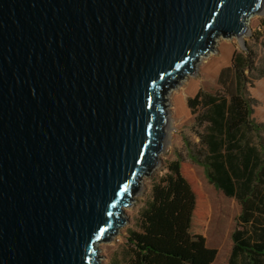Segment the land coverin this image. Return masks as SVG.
I'll use <instances>...</instances> for the list:
<instances>
[{"label": "water", "instance_id": "obj_1", "mask_svg": "<svg viewBox=\"0 0 264 264\" xmlns=\"http://www.w3.org/2000/svg\"><path fill=\"white\" fill-rule=\"evenodd\" d=\"M264 0H0V264H105L168 91Z\"/></svg>", "mask_w": 264, "mask_h": 264}, {"label": "trees", "instance_id": "obj_2", "mask_svg": "<svg viewBox=\"0 0 264 264\" xmlns=\"http://www.w3.org/2000/svg\"><path fill=\"white\" fill-rule=\"evenodd\" d=\"M249 48L236 51L220 70L219 88L198 90L189 107L202 127L191 158L205 168L216 190L236 200L241 211L232 234L228 264H264V121L255 116V98L246 75ZM152 186L151 198L140 210L138 228L130 229L128 264H213L218 250L198 247L192 240L195 200L179 202L176 189L180 158Z\"/></svg>", "mask_w": 264, "mask_h": 264}, {"label": "rangeland", "instance_id": "obj_3", "mask_svg": "<svg viewBox=\"0 0 264 264\" xmlns=\"http://www.w3.org/2000/svg\"><path fill=\"white\" fill-rule=\"evenodd\" d=\"M247 23L249 29L242 37L244 47L235 36L220 37L214 44V51L199 57L194 73L182 77L168 91L166 105L171 119L165 151L160 153L157 167L143 176L134 201L131 206L126 207L128 219L120 233L99 243L101 262L128 264L129 230L138 228L140 210L150 200L152 186L167 174L169 163L180 158L182 178L175 196L179 202L189 199L196 202L191 221L192 240L198 247L218 250L214 264H228L233 245L232 234L241 208L236 200L216 190L208 181L205 168L191 158V151L199 142L198 134L202 127L188 103L189 98L198 90L210 93L217 91L220 87V70L231 64L232 55L236 51L249 48L252 59L246 75L250 93L256 101L254 116L258 121H264V9L251 15ZM137 264H141L140 258L137 259Z\"/></svg>", "mask_w": 264, "mask_h": 264}, {"label": "bare ground", "instance_id": "obj_4", "mask_svg": "<svg viewBox=\"0 0 264 264\" xmlns=\"http://www.w3.org/2000/svg\"><path fill=\"white\" fill-rule=\"evenodd\" d=\"M263 9H264V6H263ZM120 231H121V230H120ZM119 233H120V232H119ZM119 233H118V234H119ZM98 245H99V244H98ZM98 245H97V246H98Z\"/></svg>", "mask_w": 264, "mask_h": 264}, {"label": "crops", "instance_id": "obj_5", "mask_svg": "<svg viewBox=\"0 0 264 264\" xmlns=\"http://www.w3.org/2000/svg\"><path fill=\"white\" fill-rule=\"evenodd\" d=\"M214 264V263H213Z\"/></svg>", "mask_w": 264, "mask_h": 264}]
</instances>
